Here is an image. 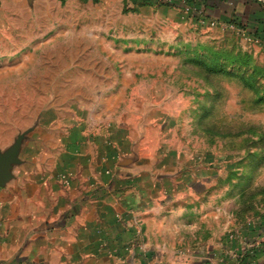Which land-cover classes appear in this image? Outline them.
<instances>
[{"label":"rangeland","instance_id":"374dc122","mask_svg":"<svg viewBox=\"0 0 264 264\" xmlns=\"http://www.w3.org/2000/svg\"><path fill=\"white\" fill-rule=\"evenodd\" d=\"M154 2L0 0V171L33 160L66 188L100 127H160L184 157L163 167L182 235L197 226L207 260L264 264V0L237 7L263 11L243 30Z\"/></svg>","mask_w":264,"mask_h":264},{"label":"crops","instance_id":"0c3cea01","mask_svg":"<svg viewBox=\"0 0 264 264\" xmlns=\"http://www.w3.org/2000/svg\"><path fill=\"white\" fill-rule=\"evenodd\" d=\"M204 1L216 20L239 13L240 4L251 8L247 0ZM111 126L110 136L99 128L89 159L70 157L75 180L68 187L51 182L52 172L33 160L1 181L0 264H255L252 252L242 261L235 255L207 260L196 248L203 241L197 226L189 239L182 235L185 221L176 214L186 205L165 200L180 194L171 185L181 175L163 167L184 157L160 137V127ZM56 162L60 155L50 167ZM152 163L160 169L150 170ZM184 243L191 245L179 247Z\"/></svg>","mask_w":264,"mask_h":264},{"label":"trees","instance_id":"16d2710c","mask_svg":"<svg viewBox=\"0 0 264 264\" xmlns=\"http://www.w3.org/2000/svg\"><path fill=\"white\" fill-rule=\"evenodd\" d=\"M135 4H138V5H143V4H153L151 3V0H134ZM155 4H164L162 2H160L159 0H155L154 2ZM187 3L192 6V7H195V8H202V12L204 14L205 17H208V14H206V5L205 4V1L204 0H187ZM168 5H171V4H168ZM261 6V4H260ZM256 12H259L261 15L258 16V17H252L251 20L249 19H246V20H242V16H240L239 13H236V14H232L231 17L229 18H226L225 20L223 21H226L228 23H231L234 25V27H237V28H240V29H246L247 27H250L252 24L255 23V21H253V19L255 18L256 21H259L261 20L262 21V15H263V11L262 10H259V9H256L255 10ZM193 17L197 18L196 15H194Z\"/></svg>","mask_w":264,"mask_h":264},{"label":"built area","instance_id":"2783aa9c","mask_svg":"<svg viewBox=\"0 0 264 264\" xmlns=\"http://www.w3.org/2000/svg\"><path fill=\"white\" fill-rule=\"evenodd\" d=\"M159 1L164 4H171L172 6H176L180 8L181 10H183L184 12L191 14L192 16L196 15L197 17L196 20L198 21L200 25H205L208 27L218 26V27H221L222 29L234 28L233 24L228 23L226 21L205 17L202 12V8H195V7L190 6L187 3V0H159ZM244 35L246 34L244 33ZM246 38L248 40H251L249 36H247Z\"/></svg>","mask_w":264,"mask_h":264},{"label":"water","instance_id":"95a60500","mask_svg":"<svg viewBox=\"0 0 264 264\" xmlns=\"http://www.w3.org/2000/svg\"><path fill=\"white\" fill-rule=\"evenodd\" d=\"M6 173L7 172H5V171L4 172L3 171L2 172L0 171V185L2 183L1 181H3L4 179L7 178L8 174H6Z\"/></svg>","mask_w":264,"mask_h":264}]
</instances>
